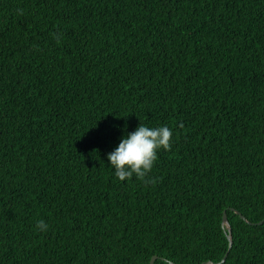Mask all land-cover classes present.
<instances>
[{
	"label": "trees",
	"instance_id": "obj_1",
	"mask_svg": "<svg viewBox=\"0 0 264 264\" xmlns=\"http://www.w3.org/2000/svg\"><path fill=\"white\" fill-rule=\"evenodd\" d=\"M140 123L171 146L118 181ZM154 255L264 264V0H0V264Z\"/></svg>",
	"mask_w": 264,
	"mask_h": 264
},
{
	"label": "clouds",
	"instance_id": "obj_2",
	"mask_svg": "<svg viewBox=\"0 0 264 264\" xmlns=\"http://www.w3.org/2000/svg\"><path fill=\"white\" fill-rule=\"evenodd\" d=\"M54 38L58 40L59 34H54ZM172 135V129L166 125L151 127L141 123L133 131L122 135L115 148L106 154L114 177L121 182L135 177L146 184L154 183L149 173L158 158V151L171 146ZM35 227L39 232H46L49 226L38 220Z\"/></svg>",
	"mask_w": 264,
	"mask_h": 264
},
{
	"label": "water",
	"instance_id": "obj_3",
	"mask_svg": "<svg viewBox=\"0 0 264 264\" xmlns=\"http://www.w3.org/2000/svg\"><path fill=\"white\" fill-rule=\"evenodd\" d=\"M236 214H238L239 215V217L241 218V219H244L245 221H247L246 219H245V217L243 216V215H241L237 210H234V209H232ZM260 223H262V221H260L259 222V224ZM221 224L227 229V238H228V240H229V245H231V227H230V224H229V222H228V220H227V218H226V214H225V211H223V213H222V221H221ZM157 258V256H152L151 257V259H150V262H149V264H153V262H154V260ZM225 259V257H223V259L222 260H224Z\"/></svg>",
	"mask_w": 264,
	"mask_h": 264
}]
</instances>
